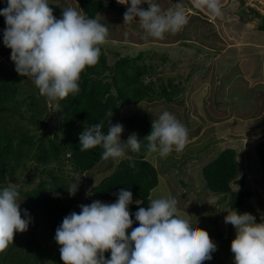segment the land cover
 <instances>
[{"label": "rangeland", "instance_id": "rangeland-1", "mask_svg": "<svg viewBox=\"0 0 264 264\" xmlns=\"http://www.w3.org/2000/svg\"><path fill=\"white\" fill-rule=\"evenodd\" d=\"M154 2L166 10L174 8L179 0ZM48 3L58 19L62 15V8L66 7L76 8L84 14L76 0ZM181 3L188 23L175 35L165 34L163 39L145 38L136 21L124 24L123 15L127 9L121 13L102 11L97 19L109 28L107 43L102 45V49L110 65L120 58H136L142 54L139 60L142 65L153 67V73L146 78V84L152 81L158 87L172 78L174 83L182 84L180 89L186 86L184 89L187 92L183 96L181 91L180 95L184 102L182 106L178 101L172 104L164 100L143 101L138 105L124 107L120 116L126 118L140 114L152 122L164 111H168L186 126L188 142L183 152L178 154L173 151L164 158L155 153L150 154L160 177L159 185L152 191L151 197L171 195L178 201L181 215L193 225L196 218V226L209 233L217 250L212 253L213 258L203 264H234L230 246L236 233L231 224L224 222L230 198L225 199L208 190L203 167L216 159L224 149L236 150L244 185H235L233 189L252 192L244 212L251 213L256 223L264 222V176L255 150L260 142H264V31L259 27L262 21L251 17L249 10L255 9L264 14V0H220V16H214L205 8L194 7L192 0H181ZM141 7L146 10L148 5L143 4ZM18 87L22 94L18 98L21 99L29 91H36L24 82L22 85L19 83ZM236 98L244 101L233 105V102L238 101ZM46 104L44 123L47 127L37 131L38 127L27 125L32 130L29 135L37 136L35 141L39 136L51 134L53 137L62 131V117L56 102L52 105L46 99ZM14 107L18 111L23 110L22 104ZM119 123L124 128L121 135L124 142L132 133L122 121ZM24 162L25 166L19 167L6 185L16 188L20 193L21 213L26 203V192L35 190L42 181L50 182L54 189L60 190L59 196L66 200L67 189L80 179L76 201L80 205L86 204L92 189L109 176L118 164L111 158L102 160L96 168L80 175L64 160L63 163L54 161L48 165L31 158H25ZM127 231L130 234V229ZM34 232L43 242L55 243L54 238H49L51 231L43 226H34L33 221L21 237L31 236ZM16 242L14 239L6 252ZM105 258H110V251L105 253ZM48 261L39 264H47Z\"/></svg>", "mask_w": 264, "mask_h": 264}, {"label": "clouds", "instance_id": "clouds-1", "mask_svg": "<svg viewBox=\"0 0 264 264\" xmlns=\"http://www.w3.org/2000/svg\"><path fill=\"white\" fill-rule=\"evenodd\" d=\"M116 2L130 3L123 15L124 24L138 22L145 38L175 35L188 23L181 0L166 10L154 0ZM192 3L214 16L222 14L220 0H192ZM143 4L148 5L146 10L141 7ZM49 5L48 0H7L0 16L6 24L3 45L11 50L15 71L32 80L39 94L53 105L80 91L81 74L86 67L97 65L109 28L73 7L62 8L58 19ZM112 116L110 109L106 113V135L102 131L104 121L84 128L79 134L80 151L100 146L103 160L111 158L119 163L127 159L129 166L135 168L134 157L126 149L139 153L143 141H147L149 154L155 153L161 158L173 151L179 154L187 145L188 129L168 111L153 119L151 132L143 141L132 133L122 142L123 125L113 124ZM149 159L153 163L150 156ZM79 182L77 179L67 189L70 196L77 193ZM54 195L60 194L54 192ZM117 195L114 203L94 200L79 205L78 213L73 211L63 218L54 237L63 264H203L213 258L217 246L209 233L196 226V218L195 225L185 219L178 210V201L171 195L149 197V205L139 207L134 214L138 222L135 228L129 211L132 192L121 189ZM19 197L14 187L0 189V253L6 252L13 243L15 233L27 231L32 222L26 209L22 218ZM135 203L140 205L142 201ZM226 211L224 222L231 224L236 233L230 246L234 264H264V222L256 223L248 212L239 213L230 208ZM109 251L110 258H105Z\"/></svg>", "mask_w": 264, "mask_h": 264}, {"label": "trees", "instance_id": "trees-1", "mask_svg": "<svg viewBox=\"0 0 264 264\" xmlns=\"http://www.w3.org/2000/svg\"><path fill=\"white\" fill-rule=\"evenodd\" d=\"M76 1L84 15L94 19H97L102 11L125 10V6L118 4L116 0H106L107 6L105 0ZM5 7L7 0H0V10ZM249 10L251 17L262 21L263 24L259 27L264 31V15L255 9L249 8ZM5 27V19L0 16V189L6 187L9 178L13 177L19 167L25 166V158H31L44 165L54 161L63 163L64 160L71 165L75 173L80 175L96 168L103 160L101 158L103 149L97 146L88 151H80L79 134L85 127L104 121L105 128L102 131L106 135L108 131L106 113L110 109L113 111L111 118L113 124L122 121L127 130L136 133L143 141L151 132L152 122L140 114L122 118L120 114L124 107L138 105L143 101L158 100L171 104L178 101L181 102V106L184 103L180 95L181 91L183 96L187 92L184 89L186 86L180 89L182 84L174 83L172 78L158 87L152 81L146 84V78L152 75L153 67L142 65L139 61L142 59V54L136 58H120L110 65L101 46L97 65L86 67L81 74L80 91L56 101L58 112L62 117L61 133H55L53 137L51 134H45L35 141L37 136L29 135L32 130L27 125L38 127L37 131L39 128L47 127L44 123L47 110L46 97L39 94L32 80L21 77L15 71V65L10 59L11 50L3 45ZM23 82L30 84L36 91H29L28 95L21 99L18 98L22 95L18 84L22 85ZM236 100L238 101L233 102V105L244 101V99L242 102L239 101V98ZM19 104L23 106L21 111L14 107ZM245 108L247 110V106ZM255 150L264 176V142H260ZM126 153L134 157L135 168L129 166L130 162L127 159H122L115 170L92 189V195L86 200V204L94 200L114 203L121 189L131 191L133 201H142L140 205L135 203L129 205L131 218L134 221L133 228H135L138 222H135L134 214L139 207L149 205V197L159 185L160 177L157 168L149 159L147 141L141 143L139 153H132L130 150ZM237 157V152L233 148L224 149L216 159L203 167V176L209 191L222 195L225 199L229 197L228 207L239 213H245L244 207L253 194L249 190L233 189L235 185H244V177H240ZM51 190L55 193L60 191L54 189L50 182L42 181L35 190L26 192L23 209L30 214L34 226H43L51 231L50 239L55 237L56 229L65 216L73 211L77 213L80 211L76 196L73 198L66 192L68 199L65 200L60 196L56 197L54 192H49ZM21 234L15 233L14 239L17 242L7 252L0 253V264H39L45 260L52 261L53 264H63L59 245L56 242L53 245L47 244L40 240L35 232L27 237L26 235L21 237Z\"/></svg>", "mask_w": 264, "mask_h": 264}, {"label": "crops", "instance_id": "crops-1", "mask_svg": "<svg viewBox=\"0 0 264 264\" xmlns=\"http://www.w3.org/2000/svg\"><path fill=\"white\" fill-rule=\"evenodd\" d=\"M124 6V5H123ZM125 9H127V5H125ZM119 13H121V12H119ZM228 210H229V208H228Z\"/></svg>", "mask_w": 264, "mask_h": 264}]
</instances>
